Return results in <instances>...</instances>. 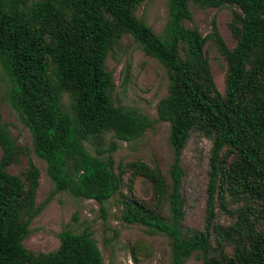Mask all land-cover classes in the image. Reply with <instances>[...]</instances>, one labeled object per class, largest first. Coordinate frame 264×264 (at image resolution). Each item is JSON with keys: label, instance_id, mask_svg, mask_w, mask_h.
I'll use <instances>...</instances> for the list:
<instances>
[{"label": "trees", "instance_id": "1", "mask_svg": "<svg viewBox=\"0 0 264 264\" xmlns=\"http://www.w3.org/2000/svg\"><path fill=\"white\" fill-rule=\"evenodd\" d=\"M143 1L0 0L4 99L27 127L31 151L45 163L54 191L99 205L117 197L123 222L166 237L168 264H185L191 255L200 264H264V0H165L158 33L135 14ZM189 5L229 7L233 44L213 23L205 36L184 26ZM124 34L166 75L167 93L155 110L168 124L167 178L140 160L114 171L115 145L102 146L107 134L129 142L151 125L145 114L112 99L104 62ZM206 40L225 63L222 90L211 74ZM193 129L211 138L205 216L202 230H182L180 154ZM0 150V264H103L86 230H61L49 252L23 246L43 206L34 199L39 171L30 159L22 178L7 170L28 149L15 143L1 120ZM137 177L148 188L143 196L133 192ZM216 206L231 215L229 224L214 222Z\"/></svg>", "mask_w": 264, "mask_h": 264}, {"label": "rangeland", "instance_id": "2", "mask_svg": "<svg viewBox=\"0 0 264 264\" xmlns=\"http://www.w3.org/2000/svg\"><path fill=\"white\" fill-rule=\"evenodd\" d=\"M189 8L191 19L185 20L184 26L195 27L205 36L211 31L213 23L225 43L228 46L233 44L227 27L229 7L199 8L189 5ZM135 14L158 33L166 18L165 0H144ZM204 50L214 83L222 90L224 60L208 40ZM104 64L111 73V95L114 103L135 108L151 120L150 127L135 140L118 141L109 134L104 137L102 146L107 147L109 142L115 145L111 153L114 171L127 161L140 160L149 166H157L167 178L172 156L167 142L168 124L157 120L155 110L157 101L167 93V79L163 67L155 59L144 54L128 34L122 35L111 47ZM4 90L5 81L0 72V120L7 126L15 143L28 149V153H22L16 163L7 166V170L21 177L27 159H30L39 171L34 199L36 205L43 206L30 221L28 232L21 241L23 246L32 253L49 252L57 247L58 233L61 230H86L95 241L103 264H168L166 237L150 233L141 225L123 222L120 219L117 197L99 205L92 199L73 196L67 191H54L53 184L45 173V163L31 151L30 133L6 103ZM61 102L64 105L68 103L65 94ZM85 146L94 153L92 146ZM210 147L211 138L193 129L189 131L181 150L182 230L203 229ZM126 175L125 172L123 177ZM133 192L139 196L148 193V188L140 177L134 180ZM234 206L235 204L228 205L230 209ZM215 210V223L226 225L232 221L231 215L218 206ZM210 239L213 241L212 235ZM185 264H200V260L191 255Z\"/></svg>", "mask_w": 264, "mask_h": 264}]
</instances>
